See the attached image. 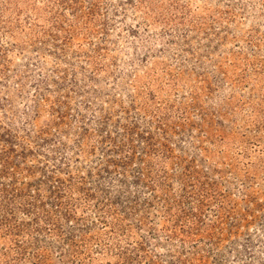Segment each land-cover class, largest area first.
<instances>
[{"label": "rangeland", "instance_id": "1", "mask_svg": "<svg viewBox=\"0 0 264 264\" xmlns=\"http://www.w3.org/2000/svg\"><path fill=\"white\" fill-rule=\"evenodd\" d=\"M0 264H264V0H0Z\"/></svg>", "mask_w": 264, "mask_h": 264}]
</instances>
